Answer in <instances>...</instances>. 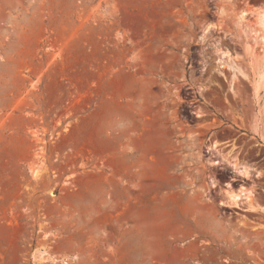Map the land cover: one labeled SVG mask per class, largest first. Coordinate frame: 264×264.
<instances>
[{
  "label": "rangeland",
  "instance_id": "1",
  "mask_svg": "<svg viewBox=\"0 0 264 264\" xmlns=\"http://www.w3.org/2000/svg\"><path fill=\"white\" fill-rule=\"evenodd\" d=\"M263 13L0 0V264H264Z\"/></svg>",
  "mask_w": 264,
  "mask_h": 264
},
{
  "label": "bare ground",
  "instance_id": "2",
  "mask_svg": "<svg viewBox=\"0 0 264 264\" xmlns=\"http://www.w3.org/2000/svg\"><path fill=\"white\" fill-rule=\"evenodd\" d=\"M261 13V12H260ZM260 23H261V25L264 27V13H263V16L261 17V20H260ZM261 39L264 41V29H263V34H262V36H261ZM226 56V55H225ZM243 194H245V196H246V198H248L249 199V201L250 202H252V200H253V198H252V196H253V191H251V190H245V191H241ZM242 193H234V194H231L230 195V197H231V199L232 200H234V201H238L239 199H241V198H243V195H242ZM56 261H58L59 259L58 258H54Z\"/></svg>",
  "mask_w": 264,
  "mask_h": 264
},
{
  "label": "built area",
  "instance_id": "3",
  "mask_svg": "<svg viewBox=\"0 0 264 264\" xmlns=\"http://www.w3.org/2000/svg\"><path fill=\"white\" fill-rule=\"evenodd\" d=\"M66 264H70L67 260H65Z\"/></svg>",
  "mask_w": 264,
  "mask_h": 264
}]
</instances>
